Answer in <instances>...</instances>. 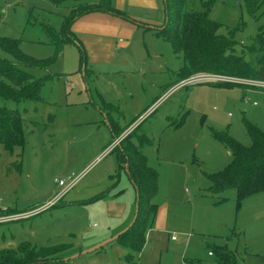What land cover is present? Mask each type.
Returning a JSON list of instances; mask_svg holds the SVG:
<instances>
[{
    "label": "rangeland",
    "instance_id": "1",
    "mask_svg": "<svg viewBox=\"0 0 264 264\" xmlns=\"http://www.w3.org/2000/svg\"><path fill=\"white\" fill-rule=\"evenodd\" d=\"M85 1L0 0V37L17 39L33 58L51 59L57 53L53 38L61 37L64 18ZM159 4L165 15V0ZM210 17L223 24L221 34L232 29L239 46L250 45L264 23V15L255 20L243 0H216ZM125 18L103 15L100 20L111 24L108 29L119 21L133 25ZM139 22L134 25L142 26ZM140 26L129 34L118 31L114 40L131 45L115 51V64H96L97 56L85 43L84 61L80 47L65 41L46 70L25 68L37 76L51 75L44 81L42 101H3L24 117L26 143L14 153L0 145V210L6 216L26 214L0 222V250L23 242L38 248L64 245L55 255L58 260L38 264H214L209 251L216 244L236 251L243 264H264V191L238 203L234 189L211 194L207 176L232 159L215 131H226L246 146L253 142L246 122L264 132V87L248 79L244 85L218 87L195 83L191 76L153 104L163 94L160 87L178 79L183 59L154 30ZM0 54L10 57L1 49ZM104 99L114 106L112 118L119 128L129 131L130 124L133 129L140 125L136 133L150 138L144 153L158 174L153 201L159 210L140 252H132L122 235L108 241L132 223L137 202L114 150L129 133L123 131L112 143ZM59 180L76 184L31 216L32 207L45 205L62 191ZM99 195L104 197L92 201ZM109 201L128 205L127 217L108 215L115 208ZM161 217L165 227L159 224Z\"/></svg>",
    "mask_w": 264,
    "mask_h": 264
},
{
    "label": "trees",
    "instance_id": "2",
    "mask_svg": "<svg viewBox=\"0 0 264 264\" xmlns=\"http://www.w3.org/2000/svg\"><path fill=\"white\" fill-rule=\"evenodd\" d=\"M169 1L165 0L163 25L155 28L142 25L153 29L158 36L170 43L173 53L183 59V65L176 73L178 79L166 85L164 91L199 73L221 75L241 81L248 79L252 82H264V23L258 26L250 45L239 46L234 31L228 28V34H221L220 29L223 24L210 17L216 0ZM243 2L247 12L255 20L258 21L264 15V0H243ZM96 10L127 17L112 5L111 0L85 1L84 4L71 9L64 18L61 37L53 38L54 41L56 40L57 53L48 60L36 59L24 53L15 38L0 37V49L10 55L4 57L0 54V145L8 152L14 153L16 147H24L25 119L19 109L9 107L3 101L11 100L15 103L42 101L41 91L44 81L51 75L37 76L25 68L46 70L60 54L65 41L76 43L83 53L82 60H87L86 51L73 33L72 25L82 15ZM52 34L55 36L54 33ZM205 83L218 87L244 85L236 81ZM159 99L155 98L154 103ZM103 107L107 115L105 119L110 121L114 136H117L116 132H119L116 130L117 122L112 118L115 108L105 100ZM179 125L181 123L174 124V126ZM139 126L123 139V144L121 142L118 148L114 149L117 151L120 169L127 171L139 192V211L136 221L128 231L121 234V237H125L129 242L126 244L132 252H140L145 246L146 231L154 224L159 207L153 201L158 191V174L149 165L148 157L144 153V147L150 142V138L136 133ZM246 128L253 141L250 146L242 144L226 131L214 132L215 138L225 145L232 159L224 169L207 175L211 182L209 187L211 194L234 189L238 203L264 191V132L250 122H246ZM103 197L104 195L96 196L92 201ZM8 212H16V210L8 208ZM61 248H64V245L55 244L38 248L23 242L16 249H1L0 264H38L58 260L55 255ZM210 248L209 252L214 256V264H243L238 253L229 250L227 246L214 244Z\"/></svg>",
    "mask_w": 264,
    "mask_h": 264
},
{
    "label": "crops",
    "instance_id": "3",
    "mask_svg": "<svg viewBox=\"0 0 264 264\" xmlns=\"http://www.w3.org/2000/svg\"><path fill=\"white\" fill-rule=\"evenodd\" d=\"M88 1H91V0H88ZM111 1H112V5L117 10L124 11L123 13L127 16L126 18L131 20V23H133V25H130V27H129V25H127V22L119 21L116 27H114L113 29H108L107 26H111V24H109V22H108V24H106L107 26H105V22L103 20H100V19L103 18V15H108V16L113 15L115 17L117 15L109 13V12H104L101 10L91 11V12H88V13L82 15L72 25V31L75 34V36L77 37V39L81 42V44L83 45V43H85L86 45H88L89 50L92 53H94L95 56H97L96 58L98 60H97V62H95L96 64L102 63L105 65H109V64H115L116 63L118 57H117V53L115 51L118 49L124 50L126 48H129L131 45V42L120 41V43H117V41L114 39L116 38L118 31L120 34L121 33L129 34L133 30H136L140 25H134L135 20L140 21L139 23H141L142 25L145 24V25H149V26H161V25H163V23L165 21V15L163 13H161L162 9H161V5L159 4V0H152V2L149 1L148 4H146L144 2H139V0H111ZM93 2H97V0H94ZM123 18H125V17H123ZM124 27H127L125 32H124ZM140 27H142L145 30L153 31V29L146 28V26H140ZM120 39H122V38H120ZM83 47H84V45H83ZM166 85L167 84L163 85V87H160L163 94L161 93L162 95L160 97L158 96L156 98L163 97L164 93L168 90L167 89L166 91H164V89H163L164 87H166ZM107 102L111 103L109 101H107ZM151 105H148V107L150 106V108H151ZM147 108L145 109V111L147 113H149L151 110H149L150 108H148V110H147ZM102 112L104 114H106L104 110H102ZM106 117H107V115H106ZM139 120L140 119H138L134 122L137 123ZM109 122L110 121H108V119H106V123L108 124V126L111 129V132L113 134L114 139H113L112 143H114L118 137L120 138L122 136V133H124L123 131H128V129H127L128 127L119 128L118 123H117L118 127L116 128V130L119 131L118 132L119 134L117 136H114V133L112 131V126L110 125ZM115 122H117V121H115ZM131 127L134 128L133 123L130 124V128ZM121 129H123V130L120 132ZM132 129L128 131L129 134L134 130V129L133 130ZM123 139H124V137H123ZM126 174L128 176L127 172H126ZM128 179L131 181L129 176H128ZM121 180H122V178H121ZM133 187H134V185H133ZM135 190H136V188H135ZM136 198H137V196H136ZM108 204L112 207H115L114 209L109 208V211H111V212H109L108 215H112V218L117 216L118 219L122 220L124 217H127L128 205H125V203H122L119 201H115V202L109 201ZM43 205L32 207V210L41 208ZM158 210H159V207H158ZM39 211H41V210H39ZM157 215H158V212L156 214V218H157ZM161 219L162 220H160L159 224L160 225L162 224L161 226L165 227L166 226V218L161 217ZM156 222H157V220H156ZM123 227L121 226L120 228H118V230L122 229ZM172 239H173V237H172Z\"/></svg>",
    "mask_w": 264,
    "mask_h": 264
},
{
    "label": "built area",
    "instance_id": "4",
    "mask_svg": "<svg viewBox=\"0 0 264 264\" xmlns=\"http://www.w3.org/2000/svg\"><path fill=\"white\" fill-rule=\"evenodd\" d=\"M193 80L195 83H200V82H223V81H236V82H244V81H241V80H237V79H233L231 77H226V76H221V75H211V74H207V73H199V74H196V75H193ZM186 83V81L184 82H181L180 83V86L181 85H184ZM178 84H176L175 86H177ZM252 85H255L257 87H264V82L260 81V82H252ZM173 86V89H175L176 87ZM161 99V98H160ZM159 99V100H160ZM158 100V101H159ZM119 140L115 141L118 142ZM59 185L64 187L62 189V191L57 194L52 200L48 201L45 205H43L41 208H38V209H35V210H32V212L30 213L31 215L36 213V212H39V210H42V209H48L50 206H52L55 201H58L61 197L64 196V194L66 192H68L71 188H73L76 184V180H73L69 183H66L65 181L63 180H59L58 181ZM4 209H1L0 212H3ZM26 213H17L16 215H13V216H6L4 214H0V222H7L11 217L12 219L14 218H19V217H22L24 216ZM175 238V237H173ZM209 255H212V252H209Z\"/></svg>",
    "mask_w": 264,
    "mask_h": 264
},
{
    "label": "water",
    "instance_id": "5",
    "mask_svg": "<svg viewBox=\"0 0 264 264\" xmlns=\"http://www.w3.org/2000/svg\"><path fill=\"white\" fill-rule=\"evenodd\" d=\"M149 26V25H147ZM152 28H155L156 26H150ZM203 83V82H201ZM133 183V181H132ZM136 196H137V203H136V214H135V217H134V220L132 221V223L126 228L124 229L123 231H121L120 233H118L117 235H115L114 237H112L111 239H108V241H111L113 239H116L118 238L121 234L125 233L126 231H128L130 229V227L134 224V222L136 221V218H137V215H138V211H139V192H138V189L136 188Z\"/></svg>",
    "mask_w": 264,
    "mask_h": 264
}]
</instances>
